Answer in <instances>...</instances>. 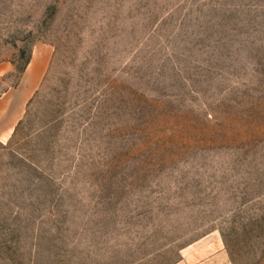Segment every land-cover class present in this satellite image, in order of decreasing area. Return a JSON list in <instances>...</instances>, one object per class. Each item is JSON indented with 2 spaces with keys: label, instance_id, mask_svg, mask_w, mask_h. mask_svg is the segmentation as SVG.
Masks as SVG:
<instances>
[{
  "label": "rangeland",
  "instance_id": "rangeland-1",
  "mask_svg": "<svg viewBox=\"0 0 264 264\" xmlns=\"http://www.w3.org/2000/svg\"><path fill=\"white\" fill-rule=\"evenodd\" d=\"M33 55L0 264H264V0H0V92Z\"/></svg>",
  "mask_w": 264,
  "mask_h": 264
},
{
  "label": "crops",
  "instance_id": "crops-1",
  "mask_svg": "<svg viewBox=\"0 0 264 264\" xmlns=\"http://www.w3.org/2000/svg\"><path fill=\"white\" fill-rule=\"evenodd\" d=\"M36 60L37 57L33 55L24 66L15 86L12 89H5L0 92V107L3 105L6 106V115L8 114V110L12 108H14V112L17 111V107H21L26 96L38 83L44 70V63L37 64ZM8 69V65L0 63V74L7 72ZM9 96H11V98H9ZM1 122H3V118H0V139H3L6 138L10 128L6 123L3 124ZM214 253L215 257L220 258V263H217L214 259L215 257L209 254L210 256L206 257L204 260L186 262L184 259H181L175 264H230L226 260V256L223 255L224 252L216 250ZM183 258H185V256Z\"/></svg>",
  "mask_w": 264,
  "mask_h": 264
},
{
  "label": "trees",
  "instance_id": "trees-1",
  "mask_svg": "<svg viewBox=\"0 0 264 264\" xmlns=\"http://www.w3.org/2000/svg\"><path fill=\"white\" fill-rule=\"evenodd\" d=\"M26 62H27V61H26ZM26 62H25V63H26Z\"/></svg>",
  "mask_w": 264,
  "mask_h": 264
}]
</instances>
